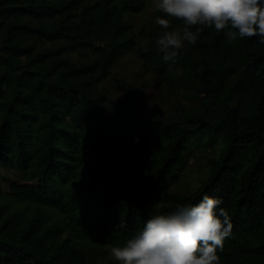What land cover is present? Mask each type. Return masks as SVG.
Wrapping results in <instances>:
<instances>
[{
  "label": "trees",
  "instance_id": "16d2710c",
  "mask_svg": "<svg viewBox=\"0 0 264 264\" xmlns=\"http://www.w3.org/2000/svg\"><path fill=\"white\" fill-rule=\"evenodd\" d=\"M157 15L153 0H0V264H118L109 246L205 194L232 218L221 264H264V44L205 27L173 65ZM130 53L150 87L115 71ZM201 135L225 148L189 188Z\"/></svg>",
  "mask_w": 264,
  "mask_h": 264
},
{
  "label": "clouds",
  "instance_id": "9594fccd",
  "mask_svg": "<svg viewBox=\"0 0 264 264\" xmlns=\"http://www.w3.org/2000/svg\"><path fill=\"white\" fill-rule=\"evenodd\" d=\"M153 8L163 14L155 17L161 29L155 45L166 63L176 64L205 27L224 33L229 43L259 37L264 44V0H153ZM221 203L205 194L197 204L153 213L123 246H109L110 257L118 264H221L218 253L233 230Z\"/></svg>",
  "mask_w": 264,
  "mask_h": 264
},
{
  "label": "rangeland",
  "instance_id": "374dc122",
  "mask_svg": "<svg viewBox=\"0 0 264 264\" xmlns=\"http://www.w3.org/2000/svg\"><path fill=\"white\" fill-rule=\"evenodd\" d=\"M139 19V18H138ZM116 72H118L122 77L128 78L134 82H143L144 80H148L149 87L150 85V77L151 71L147 70L139 60V58L130 53L126 55L114 68ZM151 97L154 95L152 92L153 89L148 90ZM159 93V92H158ZM158 97L157 93H155ZM32 100V96L30 93H25L20 100H18V104L23 107H27ZM211 139L207 135H201L192 140L193 148L196 145H199L194 149V156L190 159L189 164L183 170V184L188 186L189 188L195 187L200 178H204L207 175V166H206V158L209 157H218L220 153L223 152L225 148V143L222 138H218L214 140L211 144ZM208 144L210 146H208ZM50 181V180H47Z\"/></svg>",
  "mask_w": 264,
  "mask_h": 264
}]
</instances>
